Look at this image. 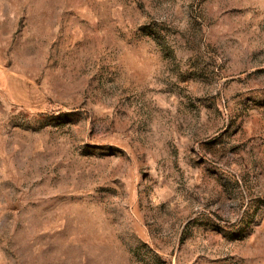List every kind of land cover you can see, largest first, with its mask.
<instances>
[{"label": "rangeland", "instance_id": "rangeland-1", "mask_svg": "<svg viewBox=\"0 0 264 264\" xmlns=\"http://www.w3.org/2000/svg\"><path fill=\"white\" fill-rule=\"evenodd\" d=\"M0 264H264V0H0Z\"/></svg>", "mask_w": 264, "mask_h": 264}]
</instances>
